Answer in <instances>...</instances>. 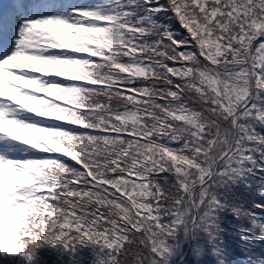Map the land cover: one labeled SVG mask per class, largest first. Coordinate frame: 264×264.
<instances>
[{
  "label": "snow or ice",
  "instance_id": "obj_1",
  "mask_svg": "<svg viewBox=\"0 0 264 264\" xmlns=\"http://www.w3.org/2000/svg\"><path fill=\"white\" fill-rule=\"evenodd\" d=\"M261 249L264 0H0V264Z\"/></svg>",
  "mask_w": 264,
  "mask_h": 264
},
{
  "label": "trees",
  "instance_id": "obj_2",
  "mask_svg": "<svg viewBox=\"0 0 264 264\" xmlns=\"http://www.w3.org/2000/svg\"><path fill=\"white\" fill-rule=\"evenodd\" d=\"M226 242L229 244V246L233 249V258L234 259H244L243 255L241 254V250L238 246V241L236 240V238L234 237V235L229 234V236L226 239ZM235 249H234V248ZM262 251H264V249H261Z\"/></svg>",
  "mask_w": 264,
  "mask_h": 264
},
{
  "label": "rangeland",
  "instance_id": "obj_3",
  "mask_svg": "<svg viewBox=\"0 0 264 264\" xmlns=\"http://www.w3.org/2000/svg\"><path fill=\"white\" fill-rule=\"evenodd\" d=\"M259 247V246H258ZM234 248V247H233ZM235 249V248H234Z\"/></svg>",
  "mask_w": 264,
  "mask_h": 264
}]
</instances>
